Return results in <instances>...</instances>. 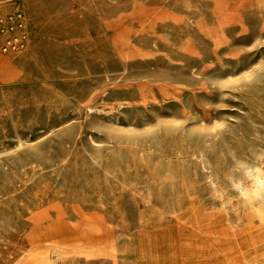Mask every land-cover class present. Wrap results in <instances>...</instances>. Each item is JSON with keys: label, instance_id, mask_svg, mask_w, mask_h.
Returning a JSON list of instances; mask_svg holds the SVG:
<instances>
[{"label": "rangeland", "instance_id": "374dc122", "mask_svg": "<svg viewBox=\"0 0 264 264\" xmlns=\"http://www.w3.org/2000/svg\"><path fill=\"white\" fill-rule=\"evenodd\" d=\"M257 153L264 0H0V264H264Z\"/></svg>", "mask_w": 264, "mask_h": 264}, {"label": "clouds", "instance_id": "9594fccd", "mask_svg": "<svg viewBox=\"0 0 264 264\" xmlns=\"http://www.w3.org/2000/svg\"><path fill=\"white\" fill-rule=\"evenodd\" d=\"M232 189L256 219H264V153H257L255 162L234 160Z\"/></svg>", "mask_w": 264, "mask_h": 264}, {"label": "bare ground", "instance_id": "6f19581e", "mask_svg": "<svg viewBox=\"0 0 264 264\" xmlns=\"http://www.w3.org/2000/svg\"><path fill=\"white\" fill-rule=\"evenodd\" d=\"M51 210H56L59 214H63L64 209L61 204V199H59L58 196L52 197L51 199L47 200L40 208V210L38 209V211L33 212V219L35 221L46 219L50 216Z\"/></svg>", "mask_w": 264, "mask_h": 264}]
</instances>
